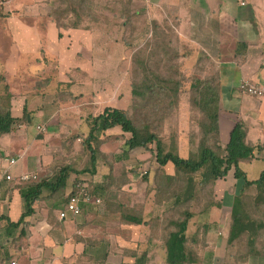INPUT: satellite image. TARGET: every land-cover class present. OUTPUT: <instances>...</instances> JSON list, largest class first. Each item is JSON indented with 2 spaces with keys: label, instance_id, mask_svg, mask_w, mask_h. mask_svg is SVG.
Here are the masks:
<instances>
[{
  "label": "crops",
  "instance_id": "0c3cea01",
  "mask_svg": "<svg viewBox=\"0 0 264 264\" xmlns=\"http://www.w3.org/2000/svg\"><path fill=\"white\" fill-rule=\"evenodd\" d=\"M56 4V0H9L5 5L9 15L0 17V104L8 87L12 95L13 116L23 118L24 110H27L26 118L11 134L0 136V264H8L11 258H16L19 264H138L137 259L126 251L135 253L141 249L148 253L142 264H165L162 243L157 240L144 242L135 234L137 226L102 224L104 221L98 219L93 221L94 210L99 207L93 201L82 203L81 215L70 214L62 220L59 212L65 204L51 211L55 205L53 199L38 200L34 204V213L26 217L25 223L19 226L11 224L18 222L24 212L20 176L44 173L53 163L46 156L42 157V153L29 155L32 151L37 152L34 149L37 126L45 124L50 139L60 134V122L63 121L60 117L64 113L63 108H59L61 103L58 99L86 98L84 90L91 89L83 77L108 61L101 59L105 50L108 51L107 41L110 39L108 30L101 28L103 23L84 17L76 27H60L49 15ZM142 4L145 13L150 14V20L167 22L174 30L183 54V65L202 72V78L217 80L221 99L227 73L234 71L233 84H237L241 94L229 92L227 100L237 102L240 112L243 110L244 114L238 115L237 121L246 125L249 139L264 144V98L249 96L239 88L245 80L264 84V0H247L246 5H241L239 0H159L155 4ZM122 25L125 28V23ZM122 36L115 35L113 39L124 44ZM10 49L30 58L29 64L38 76L41 72L46 73L48 67H52L49 72L60 73L58 85L67 89L66 93H62L60 86L54 88L51 75L39 77L30 86L25 87L21 83L20 89L12 87L9 75L18 72V64L17 60L11 61L14 56L10 57ZM47 56L51 61L46 63ZM41 57H44V62H41ZM41 65L43 69H39ZM57 92L63 95H56ZM94 95V92L90 94ZM118 98L116 102L121 100ZM21 100L23 104H20ZM108 101H104L106 104L99 113L107 106L116 107ZM100 103L94 96L89 106L94 108ZM35 117L39 118L38 122ZM257 161L264 163V160L254 159L240 164L249 180L258 179L264 170L263 164L258 173L250 177L256 170L252 164ZM244 162L251 164L250 169L243 168ZM243 183L242 179L233 176L219 179L215 185L219 207L198 215L191 223V231L201 228L199 259L195 264H264V251L259 255L244 256L242 261L238 258H241L243 250L229 256L232 207ZM72 190L70 183L67 197ZM126 198L119 199V202L126 204ZM203 224L208 225L206 229H203ZM112 230L116 234L111 233Z\"/></svg>",
  "mask_w": 264,
  "mask_h": 264
},
{
  "label": "trees",
  "instance_id": "16d2710c",
  "mask_svg": "<svg viewBox=\"0 0 264 264\" xmlns=\"http://www.w3.org/2000/svg\"><path fill=\"white\" fill-rule=\"evenodd\" d=\"M8 1L0 0L1 18L9 15L5 10ZM73 3L69 1L66 4L67 9L70 10ZM85 3L87 4V2ZM60 8V6L54 7L49 14L60 27H76L84 20V17L91 21L97 19L92 9H88L85 5L71 8L69 15L65 18L58 14L61 12ZM70 16L74 17V20L72 19L74 22L67 19ZM120 16L121 18L124 17L121 14ZM127 24L128 28H124L125 33L129 29V23ZM167 25V22L162 25L153 20V31L149 34L150 40L146 42L143 49L148 51V55H155L156 50L168 49V55L170 54L174 59L177 58L175 56L182 59L183 54H180L174 30L169 26L168 40L165 38L164 30H166ZM125 40L126 37H123L126 45ZM178 63L173 62L169 72L172 71L181 75V72L184 71L183 63L182 61ZM135 65L132 69L135 77L131 81L133 100L131 107L122 109L107 106L98 115L90 114L86 119L89 130L84 136L86 138L83 140V147H86L85 150L88 152L87 166L83 170H79L73 164L63 161V158L53 155V163L48 171V176L44 177V175L37 174L36 179L21 182L20 192L24 200V212L18 222L11 224L19 226L25 223L26 217L34 213V204L38 200L53 199L55 205L52 206L51 211L58 209L60 204H65V209L70 194L77 192L76 187L79 183H84V179L79 178L80 175L87 173L93 177L98 173L99 160L101 157H105V154L100 150V145L104 142L102 139L110 135L108 134L109 130L120 127L125 136L124 145L127 152L142 149L154 156L160 167V173H162V175L158 174V178L160 177L158 182L163 184L165 181L168 184V203L170 204L161 213L146 219L147 214H141L144 204L128 205L118 200H108L105 203V214L96 212L93 221L100 219L107 223L144 226L147 229L144 242L157 240L162 243L166 255L165 264H195L199 259L198 244H200L201 228H196L193 232L190 225L198 215L209 212L213 207H219L215 198L216 182L219 179L233 176L242 179L244 183L237 192L232 207V221L228 237L229 256L238 252L237 250H243L241 258H238L239 261H242L244 256L261 254L264 251V170L258 179L249 180L240 164L243 161L254 159L264 160V144L251 141L246 125L240 120L231 130L227 143L222 142L220 125L221 88L215 78L206 77L205 80H200L194 84L195 86L193 85V88L197 90L194 92L193 100L191 99V104L195 106L198 114L202 117L199 121L191 118L196 123L199 133L197 149L193 154L182 156L180 154L178 129L171 130L168 137L164 138L156 131L151 122L139 123L135 119V114L142 107L164 103L167 100L169 107H178L183 97L182 82L179 79L174 81L171 78L167 79L160 76L146 63L140 62ZM139 71L140 82L135 80L139 77ZM5 92L6 94L1 96L2 102L0 104V136L11 134L27 116L26 109L23 118L13 116L12 95L9 93L8 87ZM170 120L168 115V122ZM63 148L66 147L63 146ZM166 167L172 168L173 173L166 172L164 170ZM73 175H76L75 181L72 180ZM108 179L103 178V182L96 185V190L87 184L91 194L100 196L107 192L110 189ZM126 182L128 181H120L121 189L125 190L127 186H130ZM178 182L181 185L170 193L171 185L176 186ZM70 183L73 185V190L67 197L66 190ZM159 187H163V185ZM165 202L167 203V201ZM207 226V224H203L202 227L206 229ZM100 240L97 239V241ZM137 252L126 251L130 257L137 259L138 264L144 263L148 254L147 250L141 249Z\"/></svg>",
  "mask_w": 264,
  "mask_h": 264
},
{
  "label": "rangeland",
  "instance_id": "374dc122",
  "mask_svg": "<svg viewBox=\"0 0 264 264\" xmlns=\"http://www.w3.org/2000/svg\"><path fill=\"white\" fill-rule=\"evenodd\" d=\"M69 1L74 2L73 5L70 6V10L75 6L78 7L83 5L87 6L90 10L92 9L95 18H97L96 21L93 20V22L99 23L101 21V23H103L101 28L108 30L110 34V39L107 41L109 48L108 51L106 49V53L101 56V59H107L108 61H104L102 67H95L93 72H89L85 74L86 77H83L85 81L88 82L86 86L91 89H86L87 91L84 90V92L87 93L86 98L83 97L78 100H63L62 98H57L62 106L59 108H63L62 113H64V116L60 117V120H63L60 122V134H56L54 138L52 137V139H50L51 136L47 133V126L45 124H40L46 126V131L42 133L38 131V125L36 128V143L34 148L37 149V152L32 151L29 155L38 156V154L41 155L42 153L41 156H46L47 160H52L53 155H55L56 157L63 158V161L65 160L73 164L79 170H83L88 162V152L85 150L86 147H83V140L86 138L84 136L87 135L89 130L86 122L87 117L92 113L98 114L106 104L104 103L106 100H109L108 102L112 106L125 107L126 109L131 107L133 103L131 96V81L135 77L132 69L134 68L133 65H138L140 62L146 63L152 70L157 72L160 76H164V78H171L174 81H178L179 79L183 85V97L178 107L175 108L169 107L168 100L167 102L157 103L153 106L142 107L140 111L135 114V119H137L139 123L146 121L151 122L156 128V131L164 138L168 137V133H170L171 130L178 129L180 134V154L182 156L193 154L197 149L199 133L196 123H194L191 118L193 117L195 120L199 121L202 117L198 114L195 106L191 104V99L193 100L194 92L197 90L193 88V85L200 82V80H205L202 78V72H198V70L189 68L186 65H183L184 71L181 72V75L180 73L176 74L172 71L169 72L172 63L183 61V57L181 59L175 56L177 57L175 60L170 54L168 55V49L163 51L156 50L155 55H148V51L143 49V47L146 42L150 40L149 34L153 31V21L150 20V14L145 13L143 10V4L139 0H56L57 4L54 7H61V12L58 14H60L62 18L69 15L68 13L70 10L66 7ZM85 2H87V4ZM138 12L139 15H137ZM120 14L124 17L121 18ZM73 18V16H70L67 19H70L72 22L74 20ZM123 23H125V28H128L127 23H129V29L124 34H122L124 32ZM159 23L164 25L166 22ZM8 32L11 34L10 31ZM164 34L166 40H168V25L166 26V30H164ZM115 35L119 37L123 35L122 38L126 37V45L120 40L115 41L113 39ZM177 46L178 48L180 47L179 44ZM140 47L141 49H139ZM9 53L10 57L12 54L14 56L11 61L14 62L17 60L16 63L18 64V72L13 76L9 75L11 82H13L12 87L20 89L19 86L21 83L25 87L30 86L35 83L39 77L45 78L51 75L53 77L51 84L55 89H58L57 87L60 86L58 85L60 73L49 72L52 67H48L46 73L41 72L38 76L33 71L34 67L29 64L30 58L28 59V57L21 55L15 49H10ZM43 58L44 57H41V62H44L45 59ZM35 59H37V57ZM45 61L46 63L47 61L50 62L51 58L47 56ZM43 68V65L39 66V69ZM138 74L139 77L135 78V80L140 82V71ZM227 77L222 88V105L220 111L221 137L224 144L229 140L231 130L237 121V116L242 115L241 113L244 114L243 110L240 112L241 108L237 102H229L227 100L229 92H234L237 95L241 94L237 84H233L234 71L230 70V72L227 73ZM62 88V93H66L67 89L60 86V89ZM77 89L78 88L75 90L78 91ZM58 92L56 95L59 94ZM93 92L95 93L94 96L96 99L100 100L101 103L99 106L90 108L89 101L90 99L94 100V96H90V94ZM62 93L59 95L62 96ZM116 98L121 100L116 102ZM20 102V104L24 103L23 100ZM168 115L169 118H171L169 122ZM35 121L38 122L39 118L35 117ZM35 125L36 124H34V127H36ZM108 132L110 135L104 137L102 139L104 142L100 145V150L105 154V157H101L99 160L98 173L93 177L87 173L81 174L79 177L83 178L84 183L89 184L95 190L97 188L96 185L103 182V178L105 180L109 178L110 189L104 192L103 195H100L101 197L99 196L102 199V203L98 205V210L94 211L103 214L106 210L105 203L108 200L119 201L120 199L122 201V198H126L127 196L126 199L128 202L126 204L128 205L144 204L141 214H147L146 219L155 216L154 214L161 213L162 210L167 208L170 204L168 203V184L165 181H163V184L158 182L160 181L158 174L162 175V173H160V167L154 156L150 152L142 149L127 152L124 145L125 136L120 127H115ZM71 139L73 140L71 141ZM63 146L66 148L62 149ZM48 149L50 150L49 154L47 153ZM263 164L262 161H257L252 164L255 166L256 170L251 172L250 177H254V175L258 173V168ZM250 165L244 162L243 168L250 169ZM164 170L173 173L172 168L168 169V167H166ZM48 171L49 170H46L44 173L39 172V174L46 177L49 175ZM72 178V180L75 181L76 175H73ZM124 180H127L128 182L126 183L130 184L125 190L121 189L119 184L120 181ZM162 185L163 187H159ZM179 185H181L179 182L176 186L171 185L169 192H174ZM165 201H167V203ZM169 202L171 201L169 200ZM102 224L106 223L103 222ZM114 224L117 226L119 225L118 223ZM117 226H114V228L117 229ZM111 233L116 234V231L113 232L112 230ZM135 234L144 240L147 229L144 226H137L135 228Z\"/></svg>",
  "mask_w": 264,
  "mask_h": 264
},
{
  "label": "built area",
  "instance_id": "2783aa9c",
  "mask_svg": "<svg viewBox=\"0 0 264 264\" xmlns=\"http://www.w3.org/2000/svg\"><path fill=\"white\" fill-rule=\"evenodd\" d=\"M145 4H155L159 0H140ZM241 5H246L247 0H239ZM240 90L249 96L256 97V98H264V84L254 83L250 81H242L239 86ZM39 132H45L46 126L39 125L38 126ZM12 163L15 160L11 161ZM11 177L8 176V179ZM37 176L35 174H23L20 176V181L25 182L31 179H36ZM77 192L70 194L69 200L67 203V207L60 212V218L62 220L66 219L68 215L79 216L82 213V203L83 202H90L93 201L94 204L100 205L102 203V199L99 196H94L91 194L88 186L86 183H79L76 187ZM8 264H19L16 258H11L8 261Z\"/></svg>",
  "mask_w": 264,
  "mask_h": 264
}]
</instances>
